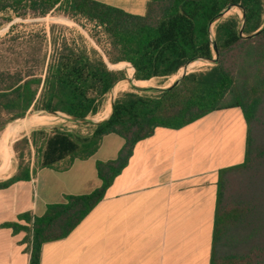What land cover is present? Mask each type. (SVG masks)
Listing matches in <instances>:
<instances>
[{
    "label": "trees",
    "instance_id": "obj_1",
    "mask_svg": "<svg viewBox=\"0 0 264 264\" xmlns=\"http://www.w3.org/2000/svg\"><path fill=\"white\" fill-rule=\"evenodd\" d=\"M237 7L244 18L220 20L213 35L219 15ZM53 14L92 25L100 51L82 38L57 35L64 28L52 25L49 53L45 30L19 32L12 24ZM6 24L12 25L0 40V133L31 112L84 121L127 77L165 81L192 62L214 59V44L218 55L212 67L187 74L158 95L123 92L89 136L34 130L14 143L17 171L0 181V190L31 180L27 158L33 149L39 167L50 168L66 158L92 157L107 135L124 140L115 160L97 163L99 188L48 205L32 222L28 214L19 216L31 223L30 264H40L43 244L67 237L105 197L139 142L158 128L180 129L229 109L241 110L247 125L245 160L220 173L210 264H264V30L249 38L264 25V0H150L143 15L95 0H0V28Z\"/></svg>",
    "mask_w": 264,
    "mask_h": 264
},
{
    "label": "crops",
    "instance_id": "obj_2",
    "mask_svg": "<svg viewBox=\"0 0 264 264\" xmlns=\"http://www.w3.org/2000/svg\"><path fill=\"white\" fill-rule=\"evenodd\" d=\"M95 1L143 15L150 0ZM235 110L176 130L158 128L139 142L81 223L67 237L43 244L40 264H210L220 173L245 160V119L238 127L227 120ZM123 146L122 138L107 135L92 157L66 158L50 168L31 164L30 181L0 190V264L31 263V223L19 216L28 214L32 222L48 205L92 193L101 186L97 163L115 160ZM17 167L16 161L7 179ZM11 223L24 229L5 226Z\"/></svg>",
    "mask_w": 264,
    "mask_h": 264
},
{
    "label": "rangeland",
    "instance_id": "obj_3",
    "mask_svg": "<svg viewBox=\"0 0 264 264\" xmlns=\"http://www.w3.org/2000/svg\"><path fill=\"white\" fill-rule=\"evenodd\" d=\"M233 15H238L239 17H242V13L238 8H231L230 10L225 12L224 16L220 20H224ZM219 21L215 22L212 25L211 29H212L213 35H214L215 26ZM12 24H17L18 26L17 31L19 32L45 30L48 36L47 51L49 53L51 52L49 32H50V27L52 25H56L58 27L64 28V30L57 28L55 30V33L57 35L58 33L63 32L67 34V36L70 38L79 39V40L82 38L84 43L89 49H96L100 51V49L97 47V45L95 44L94 40L91 38V35H90V33L93 32L92 25L86 22L76 23L75 21H72L64 16L53 14L45 18L28 19L25 21L16 19ZM12 24H6L2 28H0V40L3 39L9 33V30ZM213 65H214L213 62L211 61H201V63L196 64L195 67L192 66L193 68L189 69L188 72L191 73L194 71H203V70H206L212 67ZM183 74H184V70L182 68L175 76L169 78L168 80L161 81V80L154 79L151 81H147L148 83L147 86H140V87L164 89L170 86L172 83H174ZM122 83L123 85L124 83L125 84L127 83V84L126 86L120 87L119 89L115 87L116 89L114 88L107 95L104 101V106H105L104 111L96 116H89L86 119L87 120L86 122H82V123L80 122L77 124V123H73L72 121H70V119H68L65 115H62V114L31 112L24 119L9 124L0 133V142H1L0 143V150H1L0 151V181H4L8 178L9 174L12 173L13 171L16 161L18 165V159L13 150V146L15 142L21 140L24 137L30 138V134L34 130H46L47 132H51L55 129L60 128V129H65V130H74L76 132H80L82 136H88L94 128L93 123L103 120L104 117L107 116L108 110L111 111V104L114 99H116L123 92L135 91L134 88L127 81L125 80L121 81L119 84H122ZM141 94H148V95L155 96V95H158L159 92H147V93H141ZM235 112H237L236 117H232L227 120H235V127H238V120L244 121V117H241L242 113L239 109H236ZM41 144L42 142H39V146ZM38 158L39 157L35 149H33L31 155L27 158V160L29 161L30 165L31 164L35 165L37 164ZM4 159L6 160L5 162H4ZM1 167H4V171H3L4 173H2Z\"/></svg>",
    "mask_w": 264,
    "mask_h": 264
},
{
    "label": "water",
    "instance_id": "obj_4",
    "mask_svg": "<svg viewBox=\"0 0 264 264\" xmlns=\"http://www.w3.org/2000/svg\"><path fill=\"white\" fill-rule=\"evenodd\" d=\"M237 8H238V7H237ZM230 9H231V8H228V9H226L225 11H223V12L219 15L217 21H219V20L224 16L225 12H227V11L230 10ZM238 9L241 11L240 8H238ZM241 13H242V17L244 18V13H243L242 11H241ZM217 21H216V22H217ZM211 28H212V26H211ZM263 30H264V25H263V26H262L257 32H255V33H253L252 35H250L249 38H253V37L259 35ZM213 46H214L215 58L212 59L211 62H213V64H216V63H217L218 55H217L216 45L214 44ZM192 63H194V62H192ZM192 63H190V64H188L187 66L183 67L184 74H183L179 79H177L174 83H172L170 86H168V87H166V88H164V89H154V88H146V87L136 86V85L133 83V82L135 81L134 76H133L132 78L127 77V78L125 79V81H127V82H128L133 88H134V90H135L136 92H138V93H147V92H159V93H162V92H165V91L170 90V89H172L173 87L177 86V85L179 84V82L181 81V79H182L184 76H186L187 74H189V72H188V70H189V66H190ZM137 82H138V81H137ZM113 103H114V101L112 102V107H113Z\"/></svg>",
    "mask_w": 264,
    "mask_h": 264
},
{
    "label": "bare ground",
    "instance_id": "obj_5",
    "mask_svg": "<svg viewBox=\"0 0 264 264\" xmlns=\"http://www.w3.org/2000/svg\"><path fill=\"white\" fill-rule=\"evenodd\" d=\"M211 32H212V29H211ZM198 63H201V61H196V62H194V63H192L190 66H189V69H192L193 67H195L196 66V64H198ZM193 66V67H192ZM200 66V65H199ZM136 86H147L148 85V83L147 82H137V81H134L133 82ZM127 84V83H126ZM126 84L124 83V85H123V83L122 84H118L117 86H116V88H120V87H124V86H126ZM115 88V89H116ZM110 114V110H108V112H107V116ZM22 127V126H21ZM8 139V138H7ZM1 143V142H0ZM8 145V144H7ZM4 146V145H3ZM1 151V150H0ZM5 153V152H4ZM4 164V163H3ZM4 166V165H3ZM2 168V167H1Z\"/></svg>",
    "mask_w": 264,
    "mask_h": 264
}]
</instances>
